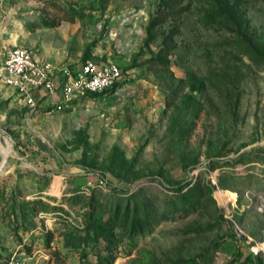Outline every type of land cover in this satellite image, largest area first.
I'll return each mask as SVG.
<instances>
[{"label": "rangeland", "instance_id": "obj_1", "mask_svg": "<svg viewBox=\"0 0 264 264\" xmlns=\"http://www.w3.org/2000/svg\"><path fill=\"white\" fill-rule=\"evenodd\" d=\"M210 1L0 0V58L123 71L35 109L0 81V264H264V0H215L239 32Z\"/></svg>", "mask_w": 264, "mask_h": 264}, {"label": "built area", "instance_id": "obj_2", "mask_svg": "<svg viewBox=\"0 0 264 264\" xmlns=\"http://www.w3.org/2000/svg\"><path fill=\"white\" fill-rule=\"evenodd\" d=\"M118 64L86 59L78 65H62L27 47H16L0 58V81L13 90L25 105L35 109L58 90L73 96L107 92L122 80ZM11 264H24L11 261ZM35 264H48L38 260Z\"/></svg>", "mask_w": 264, "mask_h": 264}, {"label": "trees", "instance_id": "obj_3", "mask_svg": "<svg viewBox=\"0 0 264 264\" xmlns=\"http://www.w3.org/2000/svg\"><path fill=\"white\" fill-rule=\"evenodd\" d=\"M209 3V8L206 9L203 14L204 23L219 30L227 28L234 32L240 31V25L225 7L218 4L215 0H211ZM175 34L177 33L173 30L164 37L165 47L160 51V53L165 58L169 57L171 53H174L178 47H181L175 38ZM260 59L264 60V56L261 55Z\"/></svg>", "mask_w": 264, "mask_h": 264}, {"label": "bare ground", "instance_id": "obj_4", "mask_svg": "<svg viewBox=\"0 0 264 264\" xmlns=\"http://www.w3.org/2000/svg\"><path fill=\"white\" fill-rule=\"evenodd\" d=\"M8 138H9V136H8ZM8 138H6L5 141L3 139H0V151L3 155V163H2L1 172L5 171V169H3V167L6 166L8 159L14 153L12 142Z\"/></svg>", "mask_w": 264, "mask_h": 264}, {"label": "water", "instance_id": "obj_5", "mask_svg": "<svg viewBox=\"0 0 264 264\" xmlns=\"http://www.w3.org/2000/svg\"><path fill=\"white\" fill-rule=\"evenodd\" d=\"M0 173H1V169H0Z\"/></svg>", "mask_w": 264, "mask_h": 264}]
</instances>
